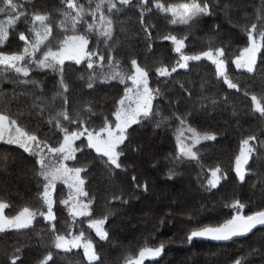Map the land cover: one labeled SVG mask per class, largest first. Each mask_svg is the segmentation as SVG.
I'll list each match as a JSON object with an SVG mask.
<instances>
[{
  "label": "trees",
  "instance_id": "obj_1",
  "mask_svg": "<svg viewBox=\"0 0 264 264\" xmlns=\"http://www.w3.org/2000/svg\"><path fill=\"white\" fill-rule=\"evenodd\" d=\"M17 2L29 16L27 20L21 17L10 29L8 40L0 45V51L6 54L22 51L24 42L19 39L20 32L32 38L29 31L32 12L50 13L55 24L60 18L58 10L65 7L61 0ZM78 2L87 4V0ZM154 2L148 0L151 11L145 13V25L149 26L151 38L143 32L140 24L139 0H133L132 6L114 16L113 55L125 71L131 70L132 58L149 71L150 87L161 90L154 104L168 121L160 128L155 127L154 121L133 125L129 129L127 147L121 146L124 148L122 167L114 171H110L97 154L86 147L84 139L77 141L76 146L81 150L71 164L86 169L81 173L88 193L85 201L92 200V219L102 218L108 213L104 227L109 239L100 241L95 231L88 227L86 217H76L73 222L68 211L61 208L58 202L54 209L57 219L52 222L56 233L78 235L83 231L86 238L93 240L102 264H124V258L130 252L137 253L142 246L154 248L161 244L164 245L161 255L146 258L144 264H233L240 257L245 258V264H264V226L258 225L246 236L233 237L228 241L187 240L194 228L217 226L230 218L232 210L225 204L234 199L247 205L245 214L264 207V184H261L264 178V143H261L264 141V120L251 111L250 95H244L245 91L257 95L264 93V57L258 55L255 73L238 70L232 64V60L247 45L244 25L250 27L252 22H257L256 13L264 0H210L212 14L200 18L191 28L170 23V14L156 11ZM160 2L167 5L186 3L188 0ZM6 18L0 14V20ZM87 19L91 22V17ZM84 27L86 25L80 30L83 31ZM166 35L186 38L182 49L185 55H195L210 47H223L228 75L238 84L240 91L228 89L222 79H217L211 61L203 58L189 61L188 68L177 67L170 77H158L156 67L164 66L170 70L180 59V53L174 51L175 45L163 39ZM62 38L63 33L54 28L50 38L52 45L58 46L57 41ZM89 47H96L94 36ZM88 75L86 61L82 60L80 65L75 61L65 62L68 108L75 115L86 105L91 107V112L84 114L87 126L90 130H98L105 117L113 119L111 113L115 110V102L123 95L124 85L118 80H95L89 89ZM28 79L39 81L41 87L18 86L10 79H0V111L13 116L22 113L21 123L55 146L62 135L46 123L48 113L43 118L39 117L38 110H33L31 104L36 96L41 95L50 104L60 90V75L33 67ZM14 91L16 98H13ZM25 91L35 95H19ZM213 99L217 101L215 105L211 104ZM62 103V98H57L55 108H60ZM49 111L54 112L55 109ZM184 113H191L189 123L192 127L201 133L215 134L217 138L196 145L197 159L176 162L175 133L179 122L173 114ZM249 135L258 138L254 142L256 150L245 167V180L240 181L234 171L235 156L241 139ZM217 167L221 169L218 174L220 183L216 188L209 189L207 181L211 178V170ZM37 168L34 158L28 153L0 143V200L9 203L5 215H15L20 208L36 201ZM170 169L175 173L171 178ZM133 176L136 177L135 182ZM137 184L141 187L137 188ZM145 184L147 192L143 189ZM121 194V200L113 199L114 195ZM39 218L29 229L0 234V264H10L9 258L16 248L21 249L15 253L20 257L17 264H39L49 251L52 260L48 264H88L81 249H56L51 225Z\"/></svg>",
  "mask_w": 264,
  "mask_h": 264
},
{
  "label": "snow or ice",
  "instance_id": "obj_2",
  "mask_svg": "<svg viewBox=\"0 0 264 264\" xmlns=\"http://www.w3.org/2000/svg\"><path fill=\"white\" fill-rule=\"evenodd\" d=\"M133 0H87V4L78 2V0H61L65 6L59 9V20L53 24V18L50 13H41L34 11L31 13V27L29 29L32 38L30 39L24 32L19 33V39L24 42L22 51L18 53L6 54L0 51V79H10L18 86L40 88V82L28 79L33 67L39 70H51L60 75L59 89L56 95L52 97L49 104L41 95L32 100L31 108L38 110L37 115L41 118L47 112L46 123L53 126L58 133L62 135L55 146L46 139H41L37 131L28 130L21 123L22 113L16 116L10 113L0 111V141L8 144L18 145L25 153L32 156L35 165L38 168L35 174L38 178L37 199L32 205H26L20 208L15 215H5V209L9 203L0 200V233L8 230L19 232L23 229H29L37 217H42L52 227L54 235L53 245L56 249L70 250L71 248H83V255L88 264H102V261L95 250L93 240L85 237L83 231L78 235L71 232L65 234L56 233L53 205V191L57 181L63 183L69 188L67 199L60 201L67 210L70 217L75 222L76 217H86L88 227L95 231V235L100 241L109 239V233L105 230V224L108 220V213L102 218H91L92 200L85 202L83 197H87L85 191V180L81 173L86 169L82 167H68L66 161L76 160V153L81 149L76 146V141L85 137L87 147L93 149L104 165L110 170L120 169L122 167L121 157L124 154V148L127 147L126 141L129 139V129L133 125L141 124L143 121H154L155 127L160 128L167 123L168 118L164 117L161 111L156 107L154 101L161 95L160 89H152L149 85V71L142 67L136 58L130 60L131 70L125 71L119 60L114 58V16L122 10L132 6ZM137 7L140 9V24L142 30L149 38L151 32L149 26L145 25V13L150 12L148 0H139ZM153 7L156 11L171 16L170 23L182 24L189 28L192 27L200 18L212 14V5L210 0H188L186 3L165 4L160 0H155ZM227 7V5L225 6ZM22 5L17 0H0V14L5 15V20H0V45H3L9 38L10 29H13L17 21L23 17L28 19L29 13L21 10ZM91 17V22L87 19ZM256 21L252 22L250 27L244 25V31L247 35V45L238 56L232 60L236 69H244L248 73H255L258 55L264 57V4L257 10ZM83 31L81 27L85 26ZM54 28L63 33V38L57 41L58 46L52 45ZM96 39V47L90 49V40ZM164 40H170L176 53H180V59L176 66H160L155 68L158 77H170L176 72L177 67L188 68L189 61H200L202 58L211 61L215 66V75L217 79H222L228 89L240 91L237 83H234L228 75L225 49L223 47L209 48L195 55H185L182 49L185 47L186 38H177L175 35H166ZM101 44L103 48H101ZM66 60L75 61L77 65L81 61H86L89 75L87 77V87H93V81L100 80L106 82L109 80H118L124 85L123 95L115 102V110L111 113L114 119L105 117L102 126L99 129H89L88 121L85 119V112H91V107L85 106L83 111H77L73 115L69 108V101L66 93L68 85L64 81V64ZM106 62V63H105ZM8 73H14L9 76ZM83 79V77H82ZM130 81V85L129 82ZM183 87V85H181ZM42 91V89H41ZM19 95H35L28 91L21 92ZM245 96L250 95L251 111L258 113L264 120V93L257 95L255 93L244 92ZM17 94L13 92V98ZM57 98H62V106L55 108ZM203 99V97H202ZM226 99V98H225ZM217 101L211 100L215 105ZM203 108L204 106L201 105ZM55 109L54 112L49 111ZM174 115L175 120L179 122L176 138L175 161L197 159L196 145L201 141H215L216 135L212 133H201L189 123L191 113ZM69 125H74L70 128ZM255 135H249L242 138L239 145V152L235 156L234 171L240 181L245 180L246 168L249 159L255 149ZM83 143V141H81ZM261 143H264L262 141ZM121 146H124L122 148ZM6 160L7 158L4 157ZM221 172L219 167L211 170V178L208 179L209 188H216L220 183ZM174 170H169V178L174 175ZM133 182L136 177H132ZM264 184V178L261 179ZM137 188L141 187L139 184ZM42 190H39L41 189ZM145 192L148 191L147 185H143ZM114 200H121L120 196H113ZM127 203V201H124ZM226 208L232 210L230 218L225 219L217 226H203L194 228L187 236L191 242L193 238L203 237L214 241H228L233 237L246 236L252 232L258 225L264 226V207L258 210L250 211L245 214L247 205L239 199H234L225 204ZM46 209V211H45ZM164 245L158 247L142 246L137 253H129L124 258V264H144L146 258L159 257L163 251ZM20 248L15 249L19 253ZM255 251V250H254ZM10 256V264H17L20 257L16 254ZM251 255V253H250ZM52 260V253L47 255L39 264H48ZM233 264H245V258H237Z\"/></svg>",
  "mask_w": 264,
  "mask_h": 264
},
{
  "label": "rangeland",
  "instance_id": "obj_3",
  "mask_svg": "<svg viewBox=\"0 0 264 264\" xmlns=\"http://www.w3.org/2000/svg\"><path fill=\"white\" fill-rule=\"evenodd\" d=\"M69 61H72V60H66L65 62H69ZM239 70H241V71H244V72H247L246 70H244V69H239ZM129 85H130V81H129ZM114 119V118H113ZM54 130H55V128H54ZM81 139H84L85 140V145H86V147H87V140H86V138L85 137H81ZM61 140H62V138H61ZM80 141V140H79ZM77 142V141H76ZM202 142V141H201ZM0 143L1 144H6V145H10V146H13V147H16V148H19V149H22V148H20L18 145H15V144H8V143H6L5 141H0ZM88 148V147H87ZM90 149V148H89ZM23 150V149H22ZM91 150H93V149H91ZM94 151V150H93ZM95 152V151H94ZM250 160V159H249ZM67 165H68V167H77V166H74V165H72L71 164V161H66L65 162ZM245 167H246V165H245ZM81 177H82V175H81ZM83 178V177H82ZM209 188V187H208ZM209 189H213V188H209ZM69 188L63 183V181H57V183H56V187H55V189H54V191H53V193H52V195H53V200H54V205H53V210L56 208L55 206L57 205V202L59 203V206L61 207V208H63V209H65V210H67V208L63 205V204H61L60 203V201L62 200V199H67L68 198V195H69ZM59 199V200H58ZM81 199H83L84 201H85V197H83V198H81ZM86 202V201H85ZM68 211V210H67ZM39 219H41V218H39V216L37 217V221L39 220ZM35 220V221H36ZM34 221V222H35ZM34 222H33V224H34ZM14 231H16V230H8V231H6V232H3V233H7V232H14ZM3 233H0V234H3ZM197 238H203V237H197ZM203 239H206L207 240V238H203ZM208 240H211V239H208ZM75 249H81L82 251H83V248H71L70 250H75Z\"/></svg>",
  "mask_w": 264,
  "mask_h": 264
}]
</instances>
